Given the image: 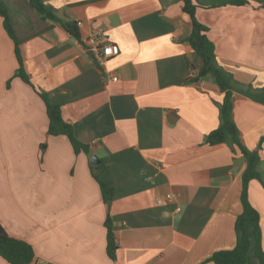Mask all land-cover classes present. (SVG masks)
Here are the masks:
<instances>
[{
	"label": "crops",
	"instance_id": "0c3cea01",
	"mask_svg": "<svg viewBox=\"0 0 264 264\" xmlns=\"http://www.w3.org/2000/svg\"><path fill=\"white\" fill-rule=\"evenodd\" d=\"M3 1L32 82L90 148L76 153L66 135L48 133L46 105L17 76L0 14V223L33 246L29 264H215L207 260L214 252L236 245L247 163L233 144L206 142L224 93L212 75L189 81L203 61L186 40L183 1L45 0L58 20L29 0ZM196 16L218 63L242 87H264V7H198ZM61 22H73L81 38ZM92 34L117 43L119 54L99 63L82 42ZM233 99L243 143L261 154L262 180L250 182L249 199L264 248V104L240 92ZM94 175L114 189L110 205ZM0 264L11 263L0 256Z\"/></svg>",
	"mask_w": 264,
	"mask_h": 264
},
{
	"label": "trees",
	"instance_id": "16d2710c",
	"mask_svg": "<svg viewBox=\"0 0 264 264\" xmlns=\"http://www.w3.org/2000/svg\"><path fill=\"white\" fill-rule=\"evenodd\" d=\"M182 1L183 10L192 21V31L186 37V40L191 44L203 61V66L198 72V75L191 77L189 81H197L207 75H212L221 92L224 93L223 101L220 104V124L207 134L206 142L210 145L222 143L233 144V146L238 148L244 155L247 163L243 173V187L241 192L243 210L238 215L235 222L237 235L236 245L232 249H223L214 252L207 260L213 261L215 264H264L263 234L260 224L261 217L259 211L252 205L249 199L250 182L254 179L262 180L259 169L261 154L260 150H251L243 143L240 130L233 117L234 92L243 93L264 104V87L255 90L251 87H242L235 80L233 74L218 63L215 44L208 34L209 28L198 20L196 16L198 7L214 8L229 4H251L253 2H257L264 7V0ZM29 2L44 18L58 20L53 8L48 5L45 0H29ZM0 14L3 16L6 31L14 41L15 53L19 63L17 76L21 77L22 80L36 89L46 105L49 117L48 133L52 135H66L76 153L84 151L90 154L89 145L77 138L73 125L63 117L61 106L54 102L47 92L37 88L32 82L30 74L25 69L20 40L16 34L9 9L3 0H0ZM61 23L76 38H81L79 30L73 22ZM261 143H264L263 138L261 139ZM91 166L94 167V164H91ZM94 177L100 183L104 200L110 205L114 195V189L101 181L97 175H94ZM105 226L107 228V253L110 258L115 259L118 243L109 213L105 221ZM0 256L11 264H29L35 258V250L30 243L11 236L0 223Z\"/></svg>",
	"mask_w": 264,
	"mask_h": 264
},
{
	"label": "built area",
	"instance_id": "2783aa9c",
	"mask_svg": "<svg viewBox=\"0 0 264 264\" xmlns=\"http://www.w3.org/2000/svg\"><path fill=\"white\" fill-rule=\"evenodd\" d=\"M82 21H77V25H81ZM83 44L92 49L99 63H104L107 59L119 54V45L103 34H92L82 39ZM113 79L117 80L118 76L113 75ZM171 198V195H168Z\"/></svg>",
	"mask_w": 264,
	"mask_h": 264
},
{
	"label": "water",
	"instance_id": "95a60500",
	"mask_svg": "<svg viewBox=\"0 0 264 264\" xmlns=\"http://www.w3.org/2000/svg\"><path fill=\"white\" fill-rule=\"evenodd\" d=\"M91 161L94 164H98V163H100V158L97 155L93 154L92 157H91Z\"/></svg>",
	"mask_w": 264,
	"mask_h": 264
}]
</instances>
